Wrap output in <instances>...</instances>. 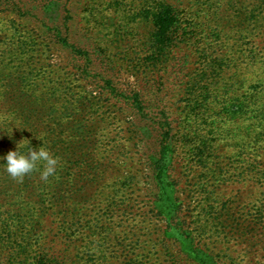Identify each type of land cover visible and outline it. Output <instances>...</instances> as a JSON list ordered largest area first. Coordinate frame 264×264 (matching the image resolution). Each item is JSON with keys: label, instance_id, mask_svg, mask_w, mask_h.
<instances>
[{"label": "rangeland", "instance_id": "rangeland-1", "mask_svg": "<svg viewBox=\"0 0 264 264\" xmlns=\"http://www.w3.org/2000/svg\"><path fill=\"white\" fill-rule=\"evenodd\" d=\"M62 4L78 61L55 10L0 7V125L30 121L66 149L62 187L26 179L23 222L0 191V264L24 258L11 240L63 264H264V0Z\"/></svg>", "mask_w": 264, "mask_h": 264}, {"label": "trees", "instance_id": "trees-1", "mask_svg": "<svg viewBox=\"0 0 264 264\" xmlns=\"http://www.w3.org/2000/svg\"><path fill=\"white\" fill-rule=\"evenodd\" d=\"M0 7L2 8L4 14H9L12 11H16L21 18L31 19L37 18L39 15L44 18L47 17L48 11H56V16L53 19V24L55 25L56 33L53 35V39L57 40V44H61L68 49H72L75 54V60L78 61L82 52L76 45H73L70 26L65 19L64 6L62 4V0H0ZM172 12L169 7L163 6L160 10V21H161V30L160 33H164L168 28H170L172 24ZM32 46H29L26 42L22 43L21 51L24 52ZM87 56V54H86ZM88 58L92 59L91 55L88 54ZM225 101L223 97H212V104H223ZM166 126L161 128L162 136H165L169 140H175V135H172V127L171 124L166 121ZM42 127L40 125H34L30 123V121L24 123L20 126H14L12 124H2L0 125V157L5 156L9 151H13L16 149L17 144L21 142L20 152L27 154L29 148L32 147L34 149H38L39 146H43L46 148L50 154L58 158V165L54 175L49 176L47 180L44 181L43 185H39L42 188H49L53 184L57 185L58 188L62 187V180L64 179V175L66 173V168L64 166L65 161V142L62 141L60 137L50 138L48 136H42L40 129ZM4 161L0 159V191L2 194H7L5 200H8L12 203L11 207L15 208V213H7V215H11L18 222L24 221V207L20 200L25 196H32L35 189L33 183H30V180H26L27 178L31 179L36 175H39L44 170V162H38L36 169L33 170L30 174L23 177L25 181V185H19V187H9L4 185V179L7 176H10L4 167ZM40 187L38 188L40 190ZM1 194V193H0ZM40 200L43 199V196H39ZM0 206V217L5 215V213H1ZM32 213V211H29ZM28 212L26 214H29ZM27 216V215H26ZM31 216V215H30ZM0 222L1 219H0ZM4 224L3 222L1 223ZM1 230V228H0ZM3 234H7L10 231V228L4 227ZM7 244L2 245V248H10L14 250V253L17 255H21L20 264H63L59 258L47 252L45 249L39 248L38 241L33 243H28L25 241H21L18 243L16 241H6ZM31 253L34 256H31ZM130 262V263H129ZM9 264H14L13 262ZM126 264H134L131 261H128Z\"/></svg>", "mask_w": 264, "mask_h": 264}, {"label": "clouds", "instance_id": "clouds-1", "mask_svg": "<svg viewBox=\"0 0 264 264\" xmlns=\"http://www.w3.org/2000/svg\"><path fill=\"white\" fill-rule=\"evenodd\" d=\"M21 142L13 151H9L5 156L0 157L5 163L6 172L13 178L22 179L24 176L36 169L38 162H44V170L41 173V179L47 180L49 176L54 175L58 158L53 157L50 152L42 145L38 149L29 148L27 154L20 152Z\"/></svg>", "mask_w": 264, "mask_h": 264}]
</instances>
